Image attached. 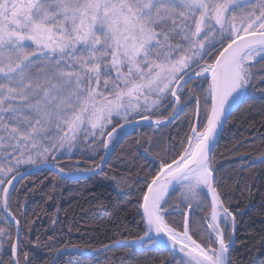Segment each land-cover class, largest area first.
Masks as SVG:
<instances>
[{
    "label": "snow or ice",
    "instance_id": "6c2138e0",
    "mask_svg": "<svg viewBox=\"0 0 264 264\" xmlns=\"http://www.w3.org/2000/svg\"><path fill=\"white\" fill-rule=\"evenodd\" d=\"M237 123L264 129V0H0V264H264V229L236 246L264 133L221 151ZM84 176L122 239L69 238Z\"/></svg>",
    "mask_w": 264,
    "mask_h": 264
},
{
    "label": "trees",
    "instance_id": "16d2710c",
    "mask_svg": "<svg viewBox=\"0 0 264 264\" xmlns=\"http://www.w3.org/2000/svg\"><path fill=\"white\" fill-rule=\"evenodd\" d=\"M238 117L239 114H237V119ZM256 119L259 120V117L257 116ZM257 129H259V132L252 133L246 131L245 127H242L240 123H237L236 126L233 127L221 141V151L224 150L225 145H229L236 139H242L249 137L250 135H259L260 133H264V129H260L258 124ZM232 159L233 158L231 156H228L221 162L226 166H230ZM234 166L238 167L239 165ZM63 191L64 198L58 200V204L68 213V215L65 216V212L61 211V219H66L76 225L69 237L72 242L80 244L88 243L94 247H99L101 243L110 244L112 241L122 239L117 226L108 222L109 212L101 208L95 199L89 197L91 203H86L79 195L83 192L84 195L88 197L89 193H94L99 196L101 201L105 204L108 203L109 199L114 201L116 199V191L108 182L101 183L99 179L93 180L89 177H82L79 182H68L64 186ZM254 202L257 205L260 203L258 196ZM233 203L235 204L236 201H233ZM247 203L248 201L246 199L240 200L241 207ZM55 210V207L49 209L50 212ZM243 220L244 223L240 225L241 230L238 233L240 239L237 241L236 245L242 252L244 251L243 244L247 242L250 237H256V234L261 229H264V216L259 215L257 210L253 209L252 214L250 216H245ZM46 222L45 218V223ZM129 227L134 226L130 224ZM98 259L100 260V264H105L103 256Z\"/></svg>",
    "mask_w": 264,
    "mask_h": 264
},
{
    "label": "water",
    "instance_id": "95a60500",
    "mask_svg": "<svg viewBox=\"0 0 264 264\" xmlns=\"http://www.w3.org/2000/svg\"><path fill=\"white\" fill-rule=\"evenodd\" d=\"M84 177H87V176H84Z\"/></svg>",
    "mask_w": 264,
    "mask_h": 264
}]
</instances>
